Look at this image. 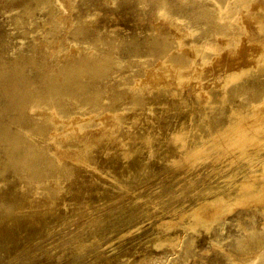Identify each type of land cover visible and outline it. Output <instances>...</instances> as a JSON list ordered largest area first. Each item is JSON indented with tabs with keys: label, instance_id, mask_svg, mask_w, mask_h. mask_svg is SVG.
<instances>
[{
	"label": "bare ground",
	"instance_id": "6f19581e",
	"mask_svg": "<svg viewBox=\"0 0 264 264\" xmlns=\"http://www.w3.org/2000/svg\"><path fill=\"white\" fill-rule=\"evenodd\" d=\"M78 30L86 32L85 27ZM165 47L162 43L158 52ZM27 50L0 71V89L11 116L28 126L23 132L34 127L41 136L31 134L30 140H24L20 134L12 164L0 166L3 181L9 171L17 176L0 187V264L38 263L47 252L36 253L33 241L69 216L74 217L69 221L79 218V222L86 216L74 230L77 241L68 252L75 256V264H88L80 256L88 245L85 240L100 239L111 226L131 224L141 214L151 217V207L172 211L185 202L178 217L205 227L214 226L235 204L264 210V150L250 143L230 149L245 134L241 122L247 118L261 128L253 136L264 140V107L258 105L264 101V46L253 64L249 61L225 69L221 82L205 94L175 84L170 73L150 69L147 86L112 92L113 100L128 98L134 110L131 116H115V131L80 136L67 126L81 121L84 112L79 109L85 104L100 108L106 89L96 87L95 77L102 76L100 68L107 65L106 59L75 50L55 57L51 71L42 61L47 53L43 44L33 41ZM171 59L185 67L189 57L182 53ZM143 109L152 114H146L139 124ZM28 110L33 114L28 115ZM86 124L79 123V127ZM60 127L67 141L64 151L57 152L48 140L55 137L48 134L50 128ZM256 156L260 157L257 165ZM96 162L113 173L111 189L99 185L96 179L100 176L94 168H87ZM143 186L147 189L142 191ZM135 189L139 192L134 194ZM178 194L183 196L181 201L176 199ZM119 196L115 204L101 206ZM98 200L102 202L95 204ZM161 230L155 243H172L171 233ZM263 239L264 233L252 229L236 244L246 253L260 249ZM218 255L208 259V264H222ZM97 257L103 264L119 263L118 257H102L99 252Z\"/></svg>",
	"mask_w": 264,
	"mask_h": 264
},
{
	"label": "rangeland",
	"instance_id": "374dc122",
	"mask_svg": "<svg viewBox=\"0 0 264 264\" xmlns=\"http://www.w3.org/2000/svg\"><path fill=\"white\" fill-rule=\"evenodd\" d=\"M81 27H85L86 32H80ZM33 41L43 44L44 50L46 48V58L42 61L51 71L55 67V57L75 50L89 51L106 59L107 65L100 68L102 76L95 77L96 87L106 89L101 95L100 108L85 104L79 109L84 112L81 121L67 127L79 136L110 129L115 131V116L129 117L134 110L128 98L113 100V90L129 91L131 86H147L146 73L150 69L170 73L175 84L190 88L193 93L205 94L203 92L208 88L221 82L225 69L249 61L253 64L264 46V0H49L46 3L41 0H0V71L9 60L27 52V45ZM162 43L166 47L163 52H158ZM195 46L203 49H195ZM182 53L189 57L185 67L175 65L171 59ZM219 73L222 75L216 77ZM259 103L263 108L264 101ZM7 104L0 89L1 167L12 164L13 148L20 134L24 140L41 136L34 127L23 132L28 126L11 116ZM147 110H142L139 124L143 123L146 114H152ZM27 114L32 115L33 111L28 110ZM248 119L241 122V126H246L245 134L230 145V149L250 143L264 150V140L253 136L261 128L254 127L255 123L250 124ZM83 122L88 124L79 127ZM63 130V127L49 129L48 135L55 137L48 139L49 144L57 152L66 148ZM72 148L74 146L68 151ZM259 163L260 157L256 156L254 164ZM87 168H94L100 176L96 179L99 185L111 189L109 182L113 173L110 168L97 162ZM16 177L9 171L6 181L0 178V187L11 184ZM141 189L143 191L147 186ZM139 190L135 189L134 194ZM119 199L120 196L101 206L108 207ZM176 199L181 201L183 196L178 194ZM100 202L102 200L94 203ZM243 205H233L209 227L195 222L189 224L178 217L185 202L172 211L151 207L154 211L151 217L141 214L140 219H134L130 225L119 222L111 226L100 239L85 240L88 245L80 253L81 260L88 264H103L101 257H97L99 252L102 257H118V264H208V259L218 253L222 256V264H264V239L260 249L246 253L236 244L247 238L252 229L264 233V210ZM72 218L69 216L56 223L46 236L33 241L36 253L47 252L36 264H75V256L68 248L77 241L74 230L86 216L81 217L80 222L79 218L69 221ZM160 226L164 232L171 233L172 243H155ZM26 264L32 263L26 261Z\"/></svg>",
	"mask_w": 264,
	"mask_h": 264
}]
</instances>
